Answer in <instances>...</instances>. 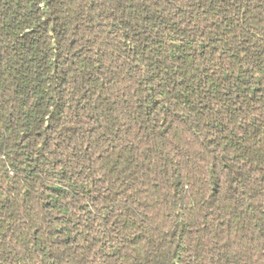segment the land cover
Here are the masks:
<instances>
[{
    "label": "trees",
    "instance_id": "16d2710c",
    "mask_svg": "<svg viewBox=\"0 0 264 264\" xmlns=\"http://www.w3.org/2000/svg\"><path fill=\"white\" fill-rule=\"evenodd\" d=\"M0 264H264V0H0Z\"/></svg>",
    "mask_w": 264,
    "mask_h": 264
}]
</instances>
